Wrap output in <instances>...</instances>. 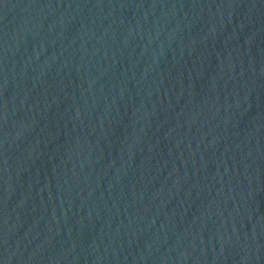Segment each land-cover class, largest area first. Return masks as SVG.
<instances>
[{"label": "water", "instance_id": "obj_1", "mask_svg": "<svg viewBox=\"0 0 264 264\" xmlns=\"http://www.w3.org/2000/svg\"><path fill=\"white\" fill-rule=\"evenodd\" d=\"M0 264H264V0H0Z\"/></svg>", "mask_w": 264, "mask_h": 264}]
</instances>
